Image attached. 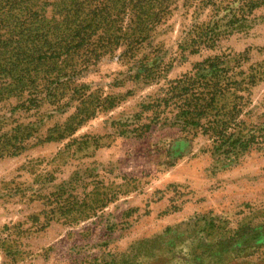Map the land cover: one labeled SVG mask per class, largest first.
Instances as JSON below:
<instances>
[{
    "label": "rangeland",
    "instance_id": "1",
    "mask_svg": "<svg viewBox=\"0 0 264 264\" xmlns=\"http://www.w3.org/2000/svg\"><path fill=\"white\" fill-rule=\"evenodd\" d=\"M88 2L76 94L0 101V264H264V0Z\"/></svg>",
    "mask_w": 264,
    "mask_h": 264
},
{
    "label": "trees",
    "instance_id": "2",
    "mask_svg": "<svg viewBox=\"0 0 264 264\" xmlns=\"http://www.w3.org/2000/svg\"><path fill=\"white\" fill-rule=\"evenodd\" d=\"M88 1L92 0H0V101L25 96L23 102L32 106L41 86L52 103L64 94L69 77L93 65L109 52L110 45L120 41L112 33L110 16L90 9ZM47 6L51 7L49 18L44 15ZM135 18V24L141 25L142 17ZM97 30L102 35L94 38ZM74 90L67 93L73 96ZM90 116L82 115L79 122ZM14 132L20 137L5 140L0 152L19 151L31 134Z\"/></svg>",
    "mask_w": 264,
    "mask_h": 264
}]
</instances>
